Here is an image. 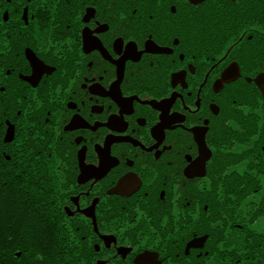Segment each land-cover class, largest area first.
Listing matches in <instances>:
<instances>
[{
	"label": "flooded vegetation",
	"instance_id": "1",
	"mask_svg": "<svg viewBox=\"0 0 264 264\" xmlns=\"http://www.w3.org/2000/svg\"><path fill=\"white\" fill-rule=\"evenodd\" d=\"M174 2L0 0V264H264V0Z\"/></svg>",
	"mask_w": 264,
	"mask_h": 264
},
{
	"label": "trees",
	"instance_id": "2",
	"mask_svg": "<svg viewBox=\"0 0 264 264\" xmlns=\"http://www.w3.org/2000/svg\"><path fill=\"white\" fill-rule=\"evenodd\" d=\"M22 178H31L28 174H21ZM33 178V176H32ZM46 219L39 216L35 209V203L23 202L12 197L6 203L3 186L0 181V251L6 249L3 244L8 238L14 240L18 234V240L24 237L26 241L36 238L41 246L48 247L51 239L48 232L40 228L45 226Z\"/></svg>",
	"mask_w": 264,
	"mask_h": 264
},
{
	"label": "snow or ice",
	"instance_id": "3",
	"mask_svg": "<svg viewBox=\"0 0 264 264\" xmlns=\"http://www.w3.org/2000/svg\"><path fill=\"white\" fill-rule=\"evenodd\" d=\"M150 3H163V0H149ZM231 2L234 4L235 0H231ZM227 3V0H207V5H210L212 7H216L217 5H225ZM177 5H180L182 7H185L187 9V14L185 16V19L187 20L188 16H191L193 19L200 20L202 22L200 31L203 32L204 30V24H207L209 20H211L210 17H205L203 15V11L201 6L206 5V0H175L174 3L170 4V11L173 14L177 13ZM222 15V14H221ZM167 18V17H166ZM213 23L218 22L212 21ZM164 26L161 25L158 31H163ZM191 25L189 24V27L187 29L188 35H191ZM147 40H152V34L149 33V35L146 37ZM173 41L175 44L180 43V39L178 37H173ZM182 58V57H181ZM261 73H264V68L260 69ZM4 89L0 88V92H2ZM6 154V150L0 149V155ZM10 158V157H9Z\"/></svg>",
	"mask_w": 264,
	"mask_h": 264
}]
</instances>
